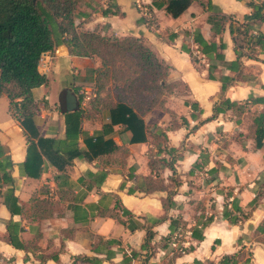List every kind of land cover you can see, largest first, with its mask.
<instances>
[{"label":"crops","instance_id":"1","mask_svg":"<svg viewBox=\"0 0 264 264\" xmlns=\"http://www.w3.org/2000/svg\"><path fill=\"white\" fill-rule=\"evenodd\" d=\"M201 1L202 5L191 2L173 19L163 6L156 7L161 0H79L76 14L84 21L83 30L96 28L117 38L141 37L169 65L166 82L178 83L173 94L179 96L164 95L166 112L154 109L142 117L144 126H155L165 134L159 153L147 133L145 141L131 144L130 132L122 126L105 128L108 109L93 112L89 107L99 61L70 56L64 46L41 55L37 70L47 78V85L32 90L38 137L63 140L60 109L72 100L89 115L80 123L75 145L79 157H70L62 171L44 161L37 177L23 174L26 142L0 96V148L11 164L1 167L0 160V264H217L236 252H249L248 264H264V245L254 241L264 236V226L255 233L264 220V189L259 187L264 140L255 149L248 135L251 117L264 108V49L241 50L238 70L230 68L236 55L229 25L223 24L214 34L207 17L221 13L243 23L251 13L248 0ZM207 3L212 10L205 9ZM104 10L116 14L104 16ZM252 31L264 36V23L252 24L250 35ZM195 36L214 50L204 53ZM221 83L226 85L222 92ZM82 84L86 86L78 88ZM82 92L89 101L78 103ZM247 99L254 100L246 104L247 113L224 110L212 116L213 108L220 109L225 100L242 104ZM190 103L199 113L190 109ZM100 136L125 147L127 153L118 158L88 153L83 140ZM150 159L157 162L149 168ZM2 173L11 182L3 180ZM147 176L161 181L163 188L141 192L140 179ZM8 190L17 198V215L11 216L3 205ZM261 191L245 220L230 225L222 218L224 208L235 215L232 202L245 214ZM30 198L45 201L50 216L34 218ZM115 204L128 214L113 210ZM109 211L121 222L106 217ZM209 217L211 222L191 235ZM170 221L174 222L169 226ZM9 223L16 230L15 245L6 240ZM199 234L202 238L197 240ZM180 249L187 251L177 255Z\"/></svg>","mask_w":264,"mask_h":264},{"label":"trees","instance_id":"2","mask_svg":"<svg viewBox=\"0 0 264 264\" xmlns=\"http://www.w3.org/2000/svg\"><path fill=\"white\" fill-rule=\"evenodd\" d=\"M193 1L202 5L201 0H161L156 7L163 6L165 13L174 19ZM76 4L77 0H0V96L7 101L8 114L18 123L24 136L26 149L21 167L23 174L30 178L39 175L40 166L44 161L56 170L62 171L70 162V157H79L75 145L80 134V123L82 119L89 117L77 107L73 111L62 114L64 125L62 141L38 137V131L33 124L36 101L32 96V90L40 86L45 87L47 78L38 72L37 66L42 54L53 52L54 48L60 45L65 47L70 56L95 58L99 61V66L93 71L94 96L89 101V107L93 112H98L101 108L108 109L109 123L105 128L114 125L122 126L124 130L130 132L129 143L131 144L145 141V133H147L151 144L156 147V153L161 150L160 144L166 141L164 132L155 126H144L142 117L154 109L166 112L163 107V96L178 86L177 82H166L169 65L159 60L156 53L144 43L141 37L117 38L101 34L96 28L78 31L74 24ZM247 7L250 8L251 13L247 21L243 23H237L230 16L221 13L207 17V23L214 34H218L223 29V24L228 23L236 55V59L229 67L236 70L240 66L239 59L243 56L241 50L250 51L254 47H258L259 50L264 49V36L250 35L252 24L264 23V0L256 3L248 0ZM205 9L213 8L207 3ZM101 14L105 16L116 13L104 10ZM193 40L198 42L204 53H206L204 49H208V52L214 50L212 44L206 45L196 36ZM219 47L221 48V45ZM215 58L220 59V56L215 53ZM207 77L212 78L210 67ZM225 87L226 85L221 83L220 91L222 92ZM101 93L103 96H100ZM81 98L79 95L78 103L81 102ZM253 102L254 100L247 99L246 102L237 104L225 100L221 103L220 109L213 108L212 116L224 110H231L239 115L247 113L246 104ZM184 105L188 103L184 102ZM189 107L199 113L196 104L190 103ZM248 135L254 141V148L259 149L264 140V108L251 117ZM83 141L87 152L93 156L105 155L109 158H118L127 153L125 147L116 146L109 138L103 139L102 136L85 138ZM169 151L173 152L174 149ZM0 160L1 167L2 165L5 168L11 167L8 158L3 156L1 148ZM156 162L150 159L149 168ZM106 163L109 164V162ZM1 177L11 182L6 173H2ZM259 179V187L264 189V175H261ZM160 182L157 179H151L150 176L143 177L140 179V190L143 193H149L162 189L163 185ZM261 194L262 191L254 195L245 214L232 202L231 210L235 212V215L224 208L221 213L222 218L230 225L245 220L255 208ZM30 200L34 218L41 220L50 216L51 212L47 209L48 204L45 201L33 198ZM3 205L11 216L20 212L17 198L13 196L12 190L5 192ZM164 206L165 204L162 205L163 208ZM116 208L121 210L122 214H128L115 204L113 210ZM105 216L121 222L113 211L106 212ZM211 220V217L204 219L199 229H192L191 235H194V230H199L200 233V230ZM172 222L174 221H170L169 226ZM263 226L264 220L255 229V233L262 230ZM6 232L7 242L15 245L13 243L16 233L14 224H7ZM201 238L199 234L197 240ZM254 241L264 245V236H256ZM186 251V249H180L177 255ZM133 256L132 254L131 257ZM250 258L249 252H236L223 256L217 264H234L237 260L242 264H248Z\"/></svg>","mask_w":264,"mask_h":264},{"label":"rangeland","instance_id":"3","mask_svg":"<svg viewBox=\"0 0 264 264\" xmlns=\"http://www.w3.org/2000/svg\"><path fill=\"white\" fill-rule=\"evenodd\" d=\"M80 2H79V0H77V4H76V6H75V9H74V16L76 17L75 19H74V24L77 26V30L78 31H81L82 29H83V23H84V21L83 20H80L79 19V17H78V14H76V12L78 11V8L80 7L79 4ZM98 31V30H97ZM99 32V31H98ZM85 84H82V85H80V86H78V88L79 87H85L84 86ZM89 87V86H88ZM178 88H177V86L171 91V92H168V93H166L165 95H169V94H173V92H174V90H177ZM83 91V90H82ZM79 95L82 97L81 98V102H83L84 100H83V98L86 96L83 92L82 93H79ZM78 95V96H79ZM173 96H179V94L176 92L175 94H173ZM89 101V100H88ZM243 253H246V252H243Z\"/></svg>","mask_w":264,"mask_h":264},{"label":"water","instance_id":"4","mask_svg":"<svg viewBox=\"0 0 264 264\" xmlns=\"http://www.w3.org/2000/svg\"><path fill=\"white\" fill-rule=\"evenodd\" d=\"M77 103L76 101L72 100L71 103L68 104V106L64 107V109H60L61 113H66V112H70L73 111L77 108Z\"/></svg>","mask_w":264,"mask_h":264},{"label":"built area","instance_id":"5","mask_svg":"<svg viewBox=\"0 0 264 264\" xmlns=\"http://www.w3.org/2000/svg\"><path fill=\"white\" fill-rule=\"evenodd\" d=\"M251 35L252 36H255V32H251ZM88 99H89V97H87V95L83 98V100L86 102V101H88Z\"/></svg>","mask_w":264,"mask_h":264}]
</instances>
